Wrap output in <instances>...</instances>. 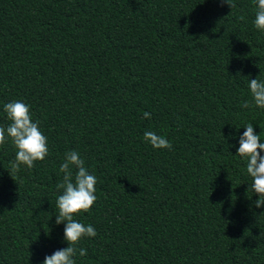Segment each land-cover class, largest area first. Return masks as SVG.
Returning a JSON list of instances; mask_svg holds the SVG:
<instances>
[{
  "label": "trees",
  "instance_id": "1",
  "mask_svg": "<svg viewBox=\"0 0 264 264\" xmlns=\"http://www.w3.org/2000/svg\"><path fill=\"white\" fill-rule=\"evenodd\" d=\"M229 2L0 0V126L23 101L49 147L9 173L17 149L0 146V264L68 246L56 185L72 150L98 180L76 264H264V206L237 155L248 123L264 143V108L241 107L264 80V32L256 0Z\"/></svg>",
  "mask_w": 264,
  "mask_h": 264
},
{
  "label": "clouds",
  "instance_id": "2",
  "mask_svg": "<svg viewBox=\"0 0 264 264\" xmlns=\"http://www.w3.org/2000/svg\"><path fill=\"white\" fill-rule=\"evenodd\" d=\"M223 2L228 3L231 8L235 7L229 0ZM256 4L254 26L264 32V0H256ZM249 88L252 100L243 101L241 107L247 109L254 104L264 108V80L250 79ZM3 109L11 123L7 127L0 126V146L7 144L10 138L17 149L9 173L18 172L22 165L31 169L36 161H43L49 155L48 139L39 128V120L33 122L29 105L16 100L4 104ZM143 116L145 119H151L149 112H144ZM244 128L246 130L239 137L237 155L247 161L246 171L253 180L251 190L259 196L255 204L256 207H261L264 206V155H261V152H264V143L260 142V135L256 134L252 123L246 124ZM144 139L155 149L171 150L173 147L168 139L153 131H146ZM73 169H76L75 173ZM59 170L64 175L62 182L56 185L58 191L62 190L56 200L59 209L56 224L64 223V239L68 246L46 256L43 264H76L77 255H87L85 248L78 247L80 241L84 238H94L97 232L91 224L85 225L74 217L90 212L96 203L98 180L95 175L90 174L84 159L75 150L65 153Z\"/></svg>",
  "mask_w": 264,
  "mask_h": 264
}]
</instances>
